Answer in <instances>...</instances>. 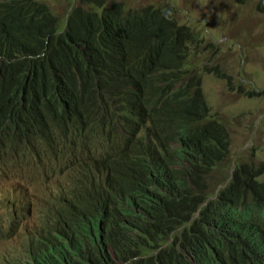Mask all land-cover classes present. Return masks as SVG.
<instances>
[{
	"label": "trees",
	"instance_id": "16d2710c",
	"mask_svg": "<svg viewBox=\"0 0 264 264\" xmlns=\"http://www.w3.org/2000/svg\"><path fill=\"white\" fill-rule=\"evenodd\" d=\"M107 3L79 0L63 26L43 0H0V176H46L29 207L3 199L0 264H264V163L230 173L231 133L188 68L195 31Z\"/></svg>",
	"mask_w": 264,
	"mask_h": 264
},
{
	"label": "rangeland",
	"instance_id": "374dc122",
	"mask_svg": "<svg viewBox=\"0 0 264 264\" xmlns=\"http://www.w3.org/2000/svg\"><path fill=\"white\" fill-rule=\"evenodd\" d=\"M43 1L59 17L61 25L63 22V26L70 9L79 5V0ZM107 1L108 5L122 3L131 12L148 5L173 7L176 18L187 23L197 36V45L192 47L188 64L190 73L201 81L211 111L231 133L230 173L235 164L264 163V96L250 97L247 94L264 90V11L257 10V0L245 4L236 0ZM216 69L223 73V77L217 76ZM240 85L242 92L238 91ZM18 176L23 182H31L35 188L46 181L44 174L31 178L27 166L21 169ZM11 191V181L0 176L2 226H8L10 219L4 206L5 197L18 200V205L28 203L30 193L18 189ZM29 219L27 211L25 220ZM8 245L9 241L0 236V248Z\"/></svg>",
	"mask_w": 264,
	"mask_h": 264
},
{
	"label": "clouds",
	"instance_id": "9594fccd",
	"mask_svg": "<svg viewBox=\"0 0 264 264\" xmlns=\"http://www.w3.org/2000/svg\"><path fill=\"white\" fill-rule=\"evenodd\" d=\"M249 0H247L246 2H248ZM258 1V0H257ZM108 4V3H107ZM148 6H150V5H148ZM153 6H155V5H153ZM155 7H160V8H163V9H165V8H172L173 9V7H171V6H161V5H159V6H155ZM87 8V10H94L95 9V7H86ZM72 9V8H71ZM71 9H70V11H71ZM137 10H139V9H137ZM69 11V12H70ZM69 14V13H68ZM67 16L68 15H66V17H65V20H67ZM179 21V20H178ZM60 22V21H59ZM66 22V21H65ZM180 23H182V22H180ZM183 24H185V23H183ZM240 82V81H239ZM66 90H72V91H74L72 88H66ZM264 91V90H263ZM75 92V91H74ZM81 91H80V89H76V93L77 94H79ZM262 92V91H261ZM249 93V92H248ZM247 93V94H248ZM249 96V95H248ZM246 163V162H245ZM263 163V162H262ZM241 164V163H240ZM250 164H252V163H250ZM236 166H237V164H235L234 166H233V168H232V171H231V174L234 172V170L236 169ZM45 185V183L42 185V186H44ZM31 187L29 188H26L24 185H21V186H17V187H15L14 186V179H12L11 180V189H12V191L11 192H13V191H15V189H18V190H24V191H26V192H28V193H30L29 194V198H28V203H27V205H23V204H21V205H18L17 204V206H25L26 208L27 207H29V201H30V199H31V197H32V195H33V193H34V191H35V187L31 184L30 185Z\"/></svg>",
	"mask_w": 264,
	"mask_h": 264
}]
</instances>
